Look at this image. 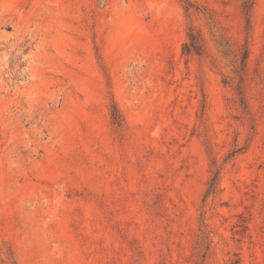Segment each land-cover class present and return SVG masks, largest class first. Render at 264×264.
<instances>
[{
  "label": "rangeland",
  "instance_id": "rangeland-1",
  "mask_svg": "<svg viewBox=\"0 0 264 264\" xmlns=\"http://www.w3.org/2000/svg\"><path fill=\"white\" fill-rule=\"evenodd\" d=\"M236 263L264 264V0H0V264Z\"/></svg>",
  "mask_w": 264,
  "mask_h": 264
},
{
  "label": "trees",
  "instance_id": "trees-1",
  "mask_svg": "<svg viewBox=\"0 0 264 264\" xmlns=\"http://www.w3.org/2000/svg\"><path fill=\"white\" fill-rule=\"evenodd\" d=\"M191 4V3H189ZM244 10L247 15V21L250 22L251 19V6L249 5L248 1L244 5ZM217 44L222 49L223 53L225 55L232 54L235 57L236 62L241 63L242 69H245L247 66V61L249 57V48L248 46H245L242 50L239 52H236L232 49L230 43L224 38L223 35H221L219 38H217ZM184 52L190 54L192 52L202 54L204 52V43L201 39V36L199 34H195L194 29L191 28L189 32V40L184 44ZM217 175H215L211 182L210 191L213 192L217 185ZM237 264V263H236Z\"/></svg>",
  "mask_w": 264,
  "mask_h": 264
}]
</instances>
